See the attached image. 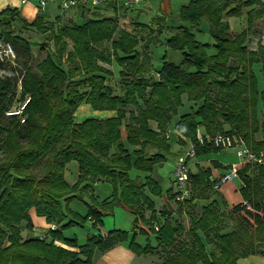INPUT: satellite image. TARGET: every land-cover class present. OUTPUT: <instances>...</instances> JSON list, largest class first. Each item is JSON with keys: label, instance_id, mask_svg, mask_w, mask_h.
Wrapping results in <instances>:
<instances>
[{"label": "trees", "instance_id": "trees-1", "mask_svg": "<svg viewBox=\"0 0 264 264\" xmlns=\"http://www.w3.org/2000/svg\"><path fill=\"white\" fill-rule=\"evenodd\" d=\"M239 5L250 9L247 28L235 33L224 17L240 16ZM0 15L8 19L0 20V41L13 47L14 63L20 64L17 70L11 68L15 74L0 76V264H92L94 250L106 251L127 241L128 234L118 229L105 236L89 232L83 244L62 234L79 224L69 218L63 203L92 193L98 180L114 184L118 194L109 204L127 208L134 223L145 222V213H152L147 221L156 245L141 246L132 236L128 247L137 256H151L158 250L160 264H239V259L249 256L264 257V167L245 163L237 170L242 203L232 208L234 214L229 216L234 224L228 231L221 227L215 200L195 215L192 211L196 199L208 200L213 193L208 170L189 172V197L178 204L177 218L162 221L157 231L152 227L157 222L155 203L145 190L159 194L158 184L150 176L138 180L128 175L132 167L151 171L165 159L169 148L165 133L183 99L196 106L178 116L174 128L195 145V155L219 150L210 143H196L199 127L208 136L233 134L253 153L264 151V121L258 115L259 105L264 106V40L257 42L255 50L247 46V30L264 17V2L190 0L180 8L179 19L195 28L206 19L214 52L208 54V43L197 41L190 29L179 26L164 44L179 51L182 59L174 63L163 57L157 70L148 52L155 38L149 37L138 51V36L120 27L116 17L53 25L44 21L42 13L30 23L20 20L21 28L47 33L52 42L53 52L33 66V43L9 27L18 14L5 8ZM105 42L110 43V51L101 47ZM114 61L120 67L118 90L107 83L113 73L105 66ZM6 64L11 63L0 62V71ZM153 71L156 77L151 76ZM17 100L24 104L20 114H7ZM81 102L115 115L75 122L73 115ZM150 122L156 123L157 130ZM149 148L157 152L148 154ZM72 160L77 163L78 179L69 186L63 171ZM89 197L91 204L82 220L90 218L98 228L102 212L96 207L103 204ZM31 209L58 228L44 237L23 236L24 229L33 227ZM236 212L243 214L236 216ZM187 213L185 228L178 217Z\"/></svg>", "mask_w": 264, "mask_h": 264}, {"label": "rangeland", "instance_id": "rangeland-1", "mask_svg": "<svg viewBox=\"0 0 264 264\" xmlns=\"http://www.w3.org/2000/svg\"><path fill=\"white\" fill-rule=\"evenodd\" d=\"M34 1V0H33ZM38 10L41 11V13L44 14L45 19L50 20V21H54L56 16H60L62 15V11L56 7V5H52V4H48V5H43L44 7H42V5H37ZM43 8H48L47 10V14L46 11H44ZM244 8H248V7H244ZM245 9V10H246ZM245 12V11H244ZM101 16H112L114 15V12L109 11V10H102L99 13ZM91 16V15H90ZM89 16V17H90ZM92 17V16H91ZM120 17V16H119ZM119 18V25L122 28L127 29L128 31L135 33L138 38H139V46L136 48L138 51H141L142 49V45L144 43V41L148 40V38H155L153 36V33L155 31V29L153 31H149L148 26L146 24H141V22L146 23L143 21V19H145V16H142V18L140 19V23H136V22H128V19H122ZM259 19H262L259 18ZM259 19H256L253 24L252 27L250 29H248L247 31L249 32L248 35V41H247V46L249 49L255 50L256 49V45L257 42L260 40H264V20L260 21ZM67 20H70L69 22L73 21V18H66V19H60V22H66ZM81 19H78V21L80 22ZM241 22H239V25L241 26V28L246 29L247 25H246V15H244L242 18H240ZM174 19L170 18L169 19V23L173 22ZM73 23V22H72ZM74 23H77L76 21ZM237 22H235V20L231 19L229 21V24L231 26V29H235V24ZM57 24V22H53V25ZM184 25H186L187 27H191L190 31L192 33H194L195 39L197 41L200 42H205L208 43L209 46L207 48V53L211 54L214 52V48L212 46V44L214 43V39L211 36L210 32H209V27H208V22L206 19H202L201 23L199 25V27L195 28L192 27L189 23H184ZM10 29L13 30L14 32L16 31H20V34H22L25 38H27L28 40H30V42L33 43L32 46V53H33V59H32V65L35 66L38 62H40L42 59L45 58V56L47 54H49L50 52H53V46H52V42L49 40L48 34H40V33H36L32 28H21V24H20V19L19 18H15L14 21H12L10 23ZM238 27V25H237ZM7 29V28H6ZM160 34L159 38L157 39L158 41L161 40L160 43H157L156 41L151 42V46L152 48H150V45L148 47V52L149 54H151V59H152V64L155 70H157L161 63H162V58L164 57V59L166 61H170V62H174V63H179L182 59V55L179 51H175L172 50L170 48H167L164 44L163 41L164 39H161V31L158 32ZM103 49L110 51V43L109 42H105L103 43V45L101 46ZM10 64V63H9ZM11 65V66H10ZM6 64L5 65V69L0 71V76H4V75H11V74H15V71H12L11 68H16L15 70L20 68V64L19 62L14 63V64ZM64 68L66 67V65L63 66ZM106 68L110 69L113 73V75L110 77V79L107 80V83L112 86L113 88H115L116 90H118L119 88V70L120 67L118 66V64L114 61L111 65H106ZM258 72V70H257ZM151 76H155L156 77V73L153 71L151 73ZM260 87H261V83H260ZM19 88L17 89V98L19 96ZM23 105L22 102L20 101H16L13 105V107L10 109L9 112H15L17 110H19V108ZM195 107L196 105L193 104L192 102H189L185 99L182 100V104L178 109V115H182L184 113H187V111L189 110L190 107ZM113 112V111H112ZM112 112L110 110H95L93 109L89 104L85 103V102H81L77 108L75 109L74 112V118L78 121L84 120L86 118H105L108 117L110 115H112ZM8 113V112H7ZM258 115H259V120L264 121V106H262V104L259 105V110H258ZM177 117H174L173 119L175 120ZM174 120L172 121L171 124L174 123ZM173 126H171L170 132H171V138H170V147L168 148V150L165 153V159L158 164H155L152 168L151 171H141V170H137L135 168H131L128 173L130 178L132 179H138V180H144L146 176H151L158 184V186L160 187V192L159 194H155V193H151L150 192V197L151 200L155 203V205H157L159 208L157 209L158 212L160 214H156L153 215L154 219L158 218V215L164 216V215H168L165 216V218H170V214H174L171 218H177L176 216V209L178 206V202H176L175 200H173L171 197H168L167 199L169 200V203H167L169 205V209H167L166 207L164 209H162V205L164 202V199L166 197V193L169 189L173 190L172 187V180H173V167L175 165V163L177 161H180L183 157V159H187V161H189V163H187L189 170H191V172L195 171L196 169V165L194 163H198L200 165H202V163H204L203 161H205L206 159L211 160V162L213 160H218V161H222L223 163L226 164H231V166H234L236 170L241 169L244 165L245 162L242 161L236 154V149L232 148V149H228V150H212L211 152H209L207 154V156L203 157V156H197L194 158H187L186 157V153L188 151V146L187 145H180L175 142V137L173 135ZM191 160V161H190ZM209 164V161H208ZM76 165V167H75ZM73 168H75V171L73 172ZM77 168V170H76ZM230 170V167H229ZM227 170V172L229 171ZM64 175L67 181H69L70 184L74 185L77 182L78 179V167H77V163L75 161H69L65 167H64ZM223 175H221L220 177H218V179L213 183L215 185V183L217 181H219L222 178ZM232 182H234L233 184L235 185V188L238 187L239 184V179L238 177H236V179H234ZM231 183V182H228ZM224 184V183H223ZM71 185V186H72ZM211 192H213L211 195V198L213 197V195H215V197H217L218 199H220V197L218 196V194L224 195V199L226 196H228L227 201L229 206L226 204H224V206L220 207V217H221V227L223 228V230L228 231L229 229H231V227L233 226V220L231 219V217L229 215L232 216V214H234V212H232V208L233 206L237 205L238 203L241 202V198L240 195L238 193H236L232 187V190L227 188V186H223L220 189H215L214 187H211ZM93 198L96 202L103 200L105 198H108V200H113V198H115V196L118 194L114 184H112L111 182H104V183H99L95 186V188H93ZM217 193V194H215ZM90 192H88L87 194L82 196V199H78V198H74L71 199L68 204L63 203V208L66 211L67 214H69V218L73 219L77 222H79V224H74L71 225L69 227H67L62 233L70 238H75L77 243L79 244H83L86 241L87 235L89 232H92L94 234L99 233L101 236H105V233H100L99 229L96 227L92 226V220L89 219H84L82 220V217H84L89 210L88 207V203H90ZM222 198V197H221ZM216 199V198H214ZM98 200V201H97ZM99 203V202H98ZM194 205V209L192 208V211L195 214H197L200 211V207L202 205L205 204V200H196ZM67 205V208L65 207ZM110 205V204H109ZM104 206V207H103ZM66 208V209H65ZM100 208H102L104 214H102V229L105 232H109L110 230H120L122 232H125L128 234V240L125 242H122L120 245L122 246V248H126V250L128 252H130V254L128 253V257L125 258V260L123 261V264H160V253L157 250L155 253H153V255L151 256H137L129 247H128V241L130 240V238L133 236V239L136 243H138L141 246H145L146 243L148 242L150 245L155 246L156 242L153 239V237L149 238V240L147 241L146 238L144 237V234L141 233H137L135 235H133V217L132 215L121 205H119L118 203H113L112 205L108 206V205H102ZM104 208V209H103ZM187 211L191 212L190 208H187ZM235 214H237L236 216H240V212H236ZM72 216V217H71ZM150 215H148V217L146 218V221L143 222V224L145 226H147V229H149V224H148V218ZM180 221H182L183 226L185 228L188 227L189 225V215L187 214H183L180 217H178ZM231 219V220H230ZM153 220L150 219L149 223L151 225V222ZM156 221H158V219H156ZM160 223V222H159ZM31 230H26L24 229L22 231L23 236L28 235V233ZM48 231L45 230L43 233H47ZM44 237V236H42ZM117 245L113 246L112 248L106 250V251H99V250H94L91 256V262L92 264H111L108 260L107 254L109 253L110 250H112L114 247H116ZM124 258V257H123ZM251 258V257H250Z\"/></svg>", "mask_w": 264, "mask_h": 264}, {"label": "crops", "instance_id": "crops-1", "mask_svg": "<svg viewBox=\"0 0 264 264\" xmlns=\"http://www.w3.org/2000/svg\"><path fill=\"white\" fill-rule=\"evenodd\" d=\"M189 1L190 0H142L136 6L132 7L131 9L126 10L125 12H123V14L120 17L117 16L113 10L108 9V8H104V7L96 9L94 11H91L90 13H87V14H86V12L84 13V12H82L80 10L62 11V15L56 16L54 21H50V20H47V19H44V21L53 23V22H60V19L62 20V19H66V18H73L72 22L76 21L77 24H80V23L84 22L85 19H88V18L101 19V18H105V17H114V18L116 17L117 20L119 18H122V19L124 18V19H128L127 20L128 22H136V23L139 22L140 23V19L142 18V16H145V19H143V21L146 22V23L141 22V24L149 25L148 26L149 31H153L155 29V31L153 33V36L154 37L156 36L155 41L157 43H160L161 40H159L160 42L157 40V39H160L159 38L160 34L158 33L159 31H161V39H164V41H165L166 38L170 37L171 35H173L174 33H176L178 31V27L179 26L191 29V27H187L186 25H184V23H186V22L181 21L179 19V15H178L180 8L183 5H186ZM244 1L245 0H242V2H244ZM237 4H239V3H237ZM37 5H40L38 0H34V1L33 0H27V2L22 3V4L19 1H17V0H0V12L2 10H4L5 8H9V9H12V10L14 9L16 11V13L18 14V17H15V18H19L20 20H23V21H26V22L30 23V22L33 21V19L35 18V16L37 14L41 13V11L38 10V8H37L38 6ZM52 5H55V4H52ZM42 7H44V6L42 5ZM240 8H241V12H242V14L240 16H237V17H224V19L228 23H229V21L231 19H233V20H235V22H237L235 24V29H231V26L229 24L230 29L233 32H235V33H239L241 31L245 30L244 28H241V26L239 25V22H241L240 18H242L244 15H246L247 11L250 9V7H248L246 9V8H244V6H240ZM43 9H44V11H46L45 14H47L48 8H43ZM102 10L112 11V12H114V15H112V16H101L99 13ZM43 16H44V14H43ZM170 18L174 19V21L171 22V23H169V19ZM2 19L5 20V21L8 20L7 17L0 15V20H2ZM78 19H81L80 22L78 21ZM259 20L260 21L264 20V17H262V19H259ZM118 22H119V20H118ZM237 25H238V27H237ZM164 41H163V44H164ZM150 48H152L151 44H150ZM150 56H151V54H150ZM189 110H190V108H189ZM189 110L187 112H189ZM114 115H115V112L113 111L112 115H110L108 117H112ZM108 117H105V118H108ZM176 117L177 118L175 120L173 119L174 123L178 119V116H176ZM88 118H86V119H88ZM92 118H94V117H92ZM105 118H96V119H105ZM74 120H75V122L83 121V120H81V121L78 120L77 121L75 118H74ZM174 123L169 126V128L166 130V133H165L166 137L168 138L169 147H170V138H171L170 129H171V126H173V130H174L173 131V135H174V137L176 139L175 142H177L179 144V146L180 145H183V146L187 145L188 148H189V145L192 142L188 138H185V137L180 135V133L174 128ZM150 126H151L152 129L157 130L155 122H150ZM197 129L202 134H205L202 127H199ZM121 131H122V136L124 137L125 133H124L123 128L121 129ZM219 150H228V149H219ZM211 151L212 150H209V152H211ZM147 152H148V154H154V153L157 152V150L155 148H149ZM209 152L203 153V154H199V156L205 157V156H207V154ZM183 157H184V155H183ZM183 157H182V159L180 161H186L187 163H189V161H187V159H185V158L183 159ZM195 157H196V155H194V158ZM180 161H177L176 163H178ZM208 161H209V164H208ZM203 162L204 163H202V165H200L198 163H194L196 165V169L192 173H195L198 169L208 170V172H209V184H210L211 187H214L213 183L218 179V177H220L221 175H225L227 173V170H229V167H231V164H232V163L231 164H226V163H223L222 161H218V160L217 161L213 160L211 162V160H208V159H206ZM75 167H76V165H75ZM76 170H77V168H76ZM74 171H75V168H73V172ZM190 172H191V170H190ZM63 175H64V171H63ZM128 175H129V173H128ZM64 179H65L66 183L69 186L72 185V184L69 183V181L66 180L65 175H64ZM234 179H236V178H234ZM234 179L228 180L227 182L222 184L218 189L221 190V188L226 185L227 188H229L231 190H232V187H233L234 191L239 194V189L241 187V182L239 180L238 187L235 188V185L233 184L234 182H232ZM104 182L105 181L98 180L97 182L94 183L93 188H95V186L97 184L104 183ZM228 182H231V183H228ZM172 187H173V190L169 189L167 191V193H166L167 195H166V197L164 199L163 205L161 206L162 209H164L165 207L167 209H169V205L167 204V203H169V200L167 199L168 197H171L173 200H175L174 199V195H175L176 189H175V185H174V180H172ZM159 189H160V187H159ZM190 190H191V182H190ZM145 193L150 197V190L149 189H146ZM215 194H217V193H215ZM91 195L92 196L94 195L93 189H92ZM211 196H210V198L208 200H205V204L208 203L211 200H215L220 207L224 206V204L225 205L227 204L229 206L228 201H227L228 196H226L225 199L223 197L224 195H221V194H218L220 199L215 197V195H213L212 198H211ZM214 198H216V199H214ZM150 199H151V197H150ZM196 200H203V199H196ZM110 201L111 200H108V198H105L103 200L98 201L99 203L98 202L97 203L100 204V205L104 204V205L110 206L109 205ZM240 203H242V199H241ZM100 207L101 206H98V207H96V209L101 211L102 214H104L102 208H100ZM158 208L159 207L157 205H155V207H154L155 211H154L153 215L160 214V213H157L158 212V210H157ZM125 209L133 217V234H137V233L144 234V237L146 238L147 241L149 240V242H150L149 238L153 237V239H154V235L147 229V226H145L142 221L137 222V224L134 223V215L127 208H125ZM241 213L243 214V212H241ZM151 214H152L151 212L147 211L145 213V217L147 218L148 215H151ZM173 215L174 214H170V218ZM165 216H168V215H164V216L158 215L157 216L158 218H156V219H158L157 222L161 223L162 221L166 220L167 218H165ZM29 217H30L32 225H33L32 230L28 233V235H30V236H33V237L46 236L47 234L43 233L45 230L48 231L50 229L58 228V227H56L53 224L47 223L44 217L37 216L33 209H31L29 211ZM98 229H99L100 233H102V232L105 233V234L107 233V232H105L102 229V225L100 227H98ZM63 236L66 237V238H70V237L65 236L64 234H63ZM55 244L59 245V246H62V247H65V248H68V249H71V250H77L76 248H69L66 245H64L63 243L59 242V241H55ZM128 251L126 250L125 247L122 248V246L117 245L112 250H110L109 253L107 254L109 262L111 264H123V261L125 260V258L128 257V253L130 254V252H128ZM238 263L239 264H264V257H261V256H249V257L244 258V259H239Z\"/></svg>", "mask_w": 264, "mask_h": 264}, {"label": "built area", "instance_id": "built-area-1", "mask_svg": "<svg viewBox=\"0 0 264 264\" xmlns=\"http://www.w3.org/2000/svg\"><path fill=\"white\" fill-rule=\"evenodd\" d=\"M21 4L27 0H17ZM42 5L55 4L61 11L80 10L82 12L90 13L99 8H108L115 12L117 16H121L123 12L139 4L142 0H38ZM264 2V0H260ZM16 52L13 47L6 42L0 41V62H8L14 64L16 61ZM24 105V104H23ZM22 105V106H23ZM22 106L15 112H8L7 114H20ZM210 143L213 147L218 149H236L237 156L245 163H255L264 167V151L258 153L251 152L237 137L233 134L217 133L213 136L202 134L198 129L196 130V143L202 145ZM195 145L190 143L186 153L187 158H192L195 155ZM189 167L186 161H180L173 167V180L175 185V201L183 203L190 195V176ZM237 177V170L234 166L222 176L214 185L218 189L223 183ZM247 209L250 206L244 203ZM159 222H153L152 227L155 231L159 229Z\"/></svg>", "mask_w": 264, "mask_h": 264}]
</instances>
